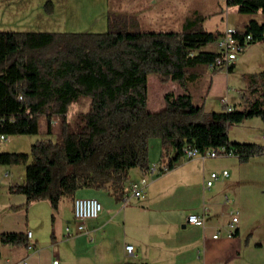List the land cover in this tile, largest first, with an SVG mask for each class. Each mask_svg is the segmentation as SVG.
I'll return each mask as SVG.
<instances>
[{"label": "trees", "instance_id": "16d2710c", "mask_svg": "<svg viewBox=\"0 0 264 264\" xmlns=\"http://www.w3.org/2000/svg\"><path fill=\"white\" fill-rule=\"evenodd\" d=\"M226 4L240 15L261 16L235 38L242 44L248 35L247 47L264 45V0ZM203 21L194 12L177 32L145 31L134 14L109 3L104 33L0 32V135H36L44 118L48 136L32 144L30 164L26 154L0 153V165L26 166L24 182L9 187V194L24 196L25 208L43 200L53 211L80 190H105L120 200L129 172L149 170L150 139L160 141L163 154L174 152L168 169L186 145L200 152L224 147L244 162L264 154V146L228 139V129L247 119L264 124V71L260 85L257 76L246 78V109L205 112L193 102L191 85L202 76L197 68L218 55L206 49L215 35ZM150 75L181 90L166 92L157 112L147 110ZM81 98L89 100L88 110L71 123L67 114ZM0 243L27 249L29 242L26 233L11 232L1 233Z\"/></svg>", "mask_w": 264, "mask_h": 264}, {"label": "crops", "instance_id": "0c3cea01", "mask_svg": "<svg viewBox=\"0 0 264 264\" xmlns=\"http://www.w3.org/2000/svg\"><path fill=\"white\" fill-rule=\"evenodd\" d=\"M74 1L106 3V0ZM143 2L147 3L144 9L146 15L150 17L153 12L152 17L158 19L156 26L166 28V0ZM250 19L258 20L259 17L244 16L235 24L226 23L224 26L243 30ZM224 26L209 33L214 35ZM258 45L261 44L249 46L242 56H252ZM206 49L214 51L211 45ZM259 49H262L261 56H264V48ZM235 66L236 63L233 68ZM244 88L248 93L247 84H244ZM222 98L228 100L227 95L220 100ZM241 101L243 103V99ZM227 102L235 108L234 104ZM159 108L161 110L163 107ZM261 136H264V132ZM173 157V151L163 154L158 139L149 140V168L165 166ZM227 158L229 160L216 164L214 158L187 160L180 157L164 173H142L132 169L120 200L105 190L77 191L74 198H94L102 206L99 217L86 222L87 234L69 239L63 237L65 227L74 230L72 200L63 199L55 213L58 214L61 204L64 207L67 205L69 213L68 216L60 214L59 236L52 233L49 244L40 246L29 231L34 252L22 246L0 243V264H22L23 261L26 264H52L55 260L58 264H264V158L256 156L245 162L234 156ZM250 166L255 168L254 171L246 169ZM223 171L227 172L226 177L221 176ZM212 173L218 174V179L206 187L205 183ZM142 178L147 182L143 188L145 198H131L130 184ZM251 184L255 185L256 190L251 188ZM260 194V202L251 204L250 201ZM153 208L164 210L167 219L153 217ZM234 212H238V224L234 236L228 239L227 224ZM191 214L204 216V229L187 223L186 219ZM216 233H219V237L213 239ZM126 245L133 247L132 255L126 254Z\"/></svg>", "mask_w": 264, "mask_h": 264}, {"label": "rangeland", "instance_id": "374dc122", "mask_svg": "<svg viewBox=\"0 0 264 264\" xmlns=\"http://www.w3.org/2000/svg\"><path fill=\"white\" fill-rule=\"evenodd\" d=\"M144 0H106L104 5L101 2L88 1L78 2L74 0H0V32L15 33H104L107 30L106 11L110 8L124 14H134L140 23L141 30L156 31H179L184 19L192 13H197L204 18L203 26L206 31L214 33L220 30L226 23L233 25L236 20L243 19L244 16L237 13L236 9L229 7L226 0H166L167 7V27L156 26L158 19L147 16L144 11L147 5ZM136 7V8H135ZM138 7V8H137ZM132 11V13H130ZM136 12H138L136 15ZM145 12V13H144ZM261 20V16H258ZM229 26H224L222 31L215 33L218 35ZM160 30V31H161ZM264 45H258L255 53L249 58L240 54L236 57V66L230 71L211 72L205 66L197 68L202 73L199 81L191 85V95L195 105L202 104L205 112H219L224 109L220 103V98L227 95L229 103L234 104L237 110L247 108L246 99H250L244 84L250 75L257 76L256 83L260 85L259 74L264 71V56L261 50ZM216 47H214V51ZM213 83V85H212ZM148 101L147 110L149 112L159 111V107L164 106L163 95L166 92L179 94L181 91L175 83L162 85L157 77H148ZM212 85V88L209 86ZM243 99V103L241 101ZM247 102V101H246ZM89 100L79 99L73 104L67 114V120L74 122L76 117L88 110ZM58 121L52 126L57 129ZM46 124L44 118L39 120V132L36 135L8 136L4 141H0V153L26 154L29 156L28 164L31 162L30 150L32 144L38 140L47 139L45 135ZM264 132V125L258 117L245 120L243 123L231 126L228 129V139L231 143L260 144L261 133ZM52 140L55 137H49ZM259 139V140H258ZM264 158V154L259 157ZM219 164L222 160L228 159L214 158ZM229 160V159H228ZM24 165L2 166L0 165V234L1 233H26L31 231L34 239H37L40 246L48 245L50 236L53 233L59 236L58 225L60 214L68 216L69 208L63 204L59 206L58 214L53 211L47 201H36L27 208L23 205L25 198L22 195L9 194L11 186L21 185L25 179ZM232 170V168H229ZM254 171V167L246 168ZM8 172L9 177L3 178ZM252 185V184H251ZM255 185L251 188L256 190ZM258 198H253L251 204L260 202ZM82 197V196H80ZM82 198H89L83 196ZM263 203H264V198ZM249 204V205H251ZM153 217L167 219L164 210L153 208ZM255 218V216H252ZM57 218V225L56 223ZM57 226V230H55ZM33 239V241H34ZM1 246V245H0Z\"/></svg>", "mask_w": 264, "mask_h": 264}, {"label": "built area", "instance_id": "2783aa9c", "mask_svg": "<svg viewBox=\"0 0 264 264\" xmlns=\"http://www.w3.org/2000/svg\"><path fill=\"white\" fill-rule=\"evenodd\" d=\"M243 30L235 27L226 28L223 32L215 36V41L211 46L216 47L215 51L218 55L215 60L207 64L205 67L208 71L217 72V71H225L234 66L236 62V57L240 54H243L244 51L248 48L247 44L251 40L250 36H245L243 39V43L241 44L235 37L242 35ZM21 99V97H19ZM221 105L224 107L225 112H231L233 110L232 106H230L227 102L226 98H222L220 100ZM6 137L4 135H0V141H4ZM261 141L264 142V136H261ZM234 154L230 150H226L224 147L219 148L217 150L209 149L200 152L196 148H192L190 146H185L183 148L182 157L191 160L194 158H200L202 160L206 158H217V157H233ZM167 165L162 167L151 166L148 171L151 173H164L168 171ZM221 176L226 177L227 172L223 171ZM9 173L6 172L3 175V178H8ZM218 179V174L212 173L209 176V180L205 183L206 187H210L212 183ZM146 180L142 178L138 182H132L130 184V196L134 199H144L145 194L143 193V188L146 185ZM1 189V186H0ZM102 212L101 204L94 198H74L72 201V216H73V225L74 230H71L69 227H65L63 237L65 239L73 238L74 236L80 234H87L85 224L86 222L96 220ZM187 223L204 229L205 220L203 215H194L191 214L186 219ZM238 224V212H234L231 216L230 222L227 224V232L226 238L231 239L234 236V231ZM26 237L28 240V251H35V246L31 242L32 234L31 232H26ZM219 237V233H216L212 236L213 239H217ZM125 252L128 255L133 254V247L130 245L125 246ZM22 264H26L24 261ZM52 264H58V261L55 260Z\"/></svg>", "mask_w": 264, "mask_h": 264}]
</instances>
